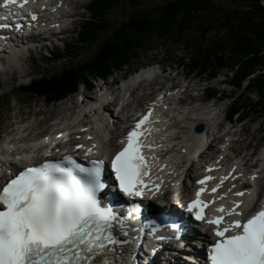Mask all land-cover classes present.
Listing matches in <instances>:
<instances>
[{
	"label": "snow or ice",
	"instance_id": "6c2138e0",
	"mask_svg": "<svg viewBox=\"0 0 264 264\" xmlns=\"http://www.w3.org/2000/svg\"><path fill=\"white\" fill-rule=\"evenodd\" d=\"M26 3L27 0H2L0 7H23ZM151 111L149 108L148 113ZM147 120L146 114L136 122L123 146L111 157L115 181L128 197H143L146 191L160 190L159 184L143 179L149 176L151 157L143 155L142 149L152 145L138 139L142 135L138 130ZM94 148L96 145L85 154ZM88 163L90 167H84L70 156L63 161H44L23 168L0 187V264H96L95 258L112 251L108 245L125 243L112 231L119 218L98 198L105 188L104 161L92 159ZM227 178L221 177V181ZM210 179L206 175L197 183L204 185ZM219 187L216 184L210 191L215 193ZM204 191L203 187L197 189L196 199L187 205L198 221L205 219L204 208L212 203L200 199ZM233 195L242 197L245 193L237 191ZM242 203L235 200L228 209L221 205L216 211L223 215L206 220L216 237L208 250L209 264H264V204L246 219L225 222V215H243ZM173 228L178 232L176 225Z\"/></svg>",
	"mask_w": 264,
	"mask_h": 264
},
{
	"label": "bare ground",
	"instance_id": "6f19581e",
	"mask_svg": "<svg viewBox=\"0 0 264 264\" xmlns=\"http://www.w3.org/2000/svg\"><path fill=\"white\" fill-rule=\"evenodd\" d=\"M73 2L75 1L27 0V3L23 7H19L20 9L15 11L13 17L2 13L0 17L3 20L2 23H9L10 25L0 31L3 34L0 40V54L7 53L5 59H8L6 60L7 63L0 62V69L19 68V62H14L15 59H19V53L25 52L28 47L31 46L30 48H33V46H35V39L42 43L43 36L41 35L46 32H39V30H42L45 25L48 24V21L50 23L48 18L52 17L54 12L56 15H59V13L63 12L65 8L71 4L73 13L75 15L78 14L77 8H79V6L74 5ZM0 3H2V0H0ZM48 7L53 10V13H51L52 11H48ZM23 10H26L27 13H22ZM34 12H36V16L38 15L36 21L39 20V24H37L36 27L30 26V28L25 29V33L21 32V29L19 32L15 33L13 31V19L16 17V19L25 22L31 21L33 23L35 19L28 18L26 14L34 15ZM69 18L70 16L68 19ZM20 32L22 36H19ZM23 34L26 35L23 36ZM44 37L46 38L44 42H46L47 39L51 41V39L53 40L55 38L52 34H48ZM11 62L15 65L12 66ZM160 73L161 71L158 70L156 66L141 68L121 84L123 95L119 96L115 94V92L111 90V87H109V89H107V96L105 95V97L103 96L101 98L99 103L100 106L96 103L98 102L97 96H93L94 98L92 99L91 96L83 93L81 100H79L83 107L79 109L74 120L70 118L72 122L70 126L63 131L62 129H58L54 133L64 132V138H70L66 142V147L68 148L70 147V141H75L74 143L81 142L83 150L86 152L92 145H96V148L90 153L92 155L98 156V154L107 152L111 154L112 150H115L119 146L120 139L124 134L123 131L128 130L135 119H138L151 108L152 111L149 114L148 120L143 124L142 130L147 128V136L145 139L146 142L152 145L151 148H147V150H149L148 152L152 153L150 155V157H152L150 162L153 164L166 162L164 163L165 167L158 172L159 174L157 177L169 176L164 179L167 187L172 185L169 179L173 172L175 173L173 179H176L179 177V169L182 168L181 159L183 160V157L180 155V151H173V149L180 146L179 142H182L183 145L194 147L195 151H198L194 154L195 158H197V155H200V157L193 160V164H186L187 170H185L183 188L178 194L175 195L172 193V195H175L176 199L180 200L191 190H195L197 187L195 183L196 179H199L201 175H209L216 184H220V187L215 193H210V188L213 187L214 184H211L209 187L200 185V187H203L205 192L210 193V195L214 197L216 203L213 210L215 212H217L216 209L221 205H223L225 209H228L232 206L233 201L241 200L243 203L240 210L243 212V218L248 217L249 213H255V211L259 210L260 206L264 204V175L262 172V170H264V155L262 164L249 172L245 161H243V159L230 147L231 142H227V139H225V141H220L222 135L228 136L230 132L227 130V133V131L221 129L223 126L221 122L217 121L219 117L216 116L217 112L214 111V103H204L201 102L202 98H197L191 101L190 104H187L183 99H178V96L175 97V95L181 91L178 85H175L171 90L159 86L152 89V86L157 84V82L154 83L155 81L153 80L156 79L157 74ZM143 84H146V88H142ZM105 88L108 87L106 86ZM124 92L126 93L124 94ZM88 97H90V99ZM86 116L92 118V121L84 122ZM77 120H79L80 126L78 122H76ZM200 123L203 124V129L197 132L195 127ZM110 125L112 126L110 127ZM69 128L72 131H70ZM183 129L186 130L185 133H182ZM13 130L14 129H12L10 133H7L3 140H0L3 141L2 143L0 142V180L3 177L7 178L9 169H20V167H23L26 163H35L46 159L47 157L45 154L49 151L41 147L39 142L28 141L27 136L32 132L31 130L29 133L26 132V129L23 130L20 127L15 129V132ZM144 135L143 133V136ZM43 141L52 142L54 140L47 138ZM213 142L217 144H213ZM215 145L217 146L216 151L214 150ZM163 149L168 151H166L164 156L158 157V155H160L158 151ZM191 154H193V151L188 152V156L185 155L184 159H188ZM195 161H197V163ZM207 167H210L212 171L205 172ZM225 176L228 178L221 181V177ZM155 178L156 176L152 177L151 180H155ZM160 179L163 180V178ZM166 186L163 189L164 192L166 194H171L170 187L166 189ZM174 191L175 190H172V192ZM237 191L244 192L245 195L242 197L234 196L233 193ZM217 197H219V199ZM157 205L161 206L163 204L157 203ZM232 217L235 216H228L227 221L237 219ZM206 231L208 232V237H210L212 235L210 228H206ZM124 245H126V243ZM124 245L114 246L113 249L116 250V253H111L108 260L106 259L104 263L107 264V262H112L117 259H119V264H130L133 259L138 262V256L134 257L132 260L129 255L124 257ZM151 245V242L146 243L147 248H144L142 252L139 253L142 256L141 261H143L145 256L152 254ZM161 246V243L156 245L153 254L155 253L156 256L161 255L162 249L159 248ZM178 257L180 258L177 261H183L185 264L189 261L187 257L186 260L182 259L181 255ZM171 258L175 260L176 256L171 255ZM104 263L97 262L96 264Z\"/></svg>",
	"mask_w": 264,
	"mask_h": 264
},
{
	"label": "rangeland",
	"instance_id": "374dc122",
	"mask_svg": "<svg viewBox=\"0 0 264 264\" xmlns=\"http://www.w3.org/2000/svg\"><path fill=\"white\" fill-rule=\"evenodd\" d=\"M74 1L73 4L79 6V8H77L78 14L72 16L70 20L71 28L66 30L65 34L56 35V42L50 44L45 43L44 38H42V43L34 38L35 46H33V48H30V46L25 52L19 53V59H15L14 61L19 62V68L0 69V140H3L12 129H14L13 131L15 132V129L18 127L26 129L28 133L30 130L38 133L43 128L56 131L65 124L66 119L69 122H71L70 118L74 120L79 109L83 107L79 101L83 93L91 96L92 99L94 98L93 96H97L98 102L96 103L100 106L99 103L101 98L103 96L105 97L108 93L107 89H109V87H111V90H113L115 94L119 96L123 95L121 84H123L125 80H128L134 71L145 66L159 64L163 71L157 74V78L153 80L155 81L154 83L157 82V84L155 86L153 85L152 89L154 87L156 88V86L166 87L170 83H173V85L177 83L185 84L184 82L186 79L183 80L182 77L189 78L190 84L195 85L197 89L191 86L190 89L184 92L186 93L185 103L187 104H190L191 101L197 98L208 100L205 95L209 94L210 89L216 90L218 93L212 100L217 102V108L214 110H218L216 116L219 118L217 121L222 123L223 127L221 129L227 131L230 126L227 120L230 118L231 124L235 128L230 136L232 149H234L235 152L241 156L243 161H245L249 172L260 166V159L263 160L264 155V111L259 109L258 106H253L258 99L256 89L246 86V81H243L242 85L239 87L230 85L233 79L228 75V67H215L214 70L217 74H212L208 71L200 72L196 69L192 70L193 73L190 72V57L188 52L200 48L198 44L199 40L197 39L200 32L199 28H201L199 22L196 23L194 21L191 23L192 29L188 32L186 30L181 39L174 38L173 40L168 38V35H162L163 37L160 38H149L147 42L149 46L147 48L133 50V54H128L129 59L126 64L121 65L119 68L112 67V70H109L104 76L86 74V77H91V80H88L89 82L87 84L80 81L79 85L73 88L74 91L67 95L62 94L63 96L60 95L56 97L52 94L50 95L52 98H44L34 94H32V97L20 94L19 88L28 87L32 81L49 80L51 78L54 80V78H57L70 66L82 64L93 59L101 50L103 51V38L110 35L113 29L120 25L118 23L121 20L127 18L133 11L145 10L153 4L161 3L163 0H115L116 2L111 8L108 4L106 8H103L95 14L98 20V27L92 30L89 35L85 36L86 38H82L83 41L80 42L78 41L79 39H77L78 34L82 28L84 18L89 17L88 7L91 0ZM214 2L217 7H239L244 10H246L249 5V3L243 0H214ZM259 3L262 5L264 2L259 0ZM224 28L225 27L221 25H216L212 30H209V32L205 34V40L202 45L209 46L210 43L208 40H211L214 34L217 35L216 38L224 36L226 34ZM247 33L248 31L246 30L245 34ZM62 38L63 40H61ZM69 38L71 40L66 41ZM221 38L222 40L224 38L227 39L225 47H228V34ZM64 42H66V44H64ZM67 44L73 46L70 47L67 46ZM61 48L65 49V51ZM55 52L57 54L54 56ZM225 53L227 54V52ZM6 56L7 53H1L0 62L7 63L6 60L8 59H5ZM212 60L216 66L215 59ZM11 63L12 66L15 65L13 62ZM223 78H225V82H223ZM106 86L108 88H105ZM205 86H207V89L202 90ZM142 88H146V84H143ZM181 88L182 86L179 87V90H181ZM125 93L126 92H124V94ZM207 97L210 98L209 95ZM88 98L90 99V97ZM202 99L201 102H204ZM210 100L211 99L207 102L208 104L211 103ZM261 103H264V101ZM95 106L98 107L97 105ZM237 106L244 107L239 109L241 115L244 116L241 119L239 118L240 116L236 118L237 114L234 116L232 114L237 109ZM262 106L264 105L262 104ZM85 119H87L86 121H92V118L89 116H86ZM236 119L238 121L241 120V122L234 124L233 121ZM59 124L61 126H59ZM111 126L112 125H110V127ZM185 132L186 130L183 129L182 133ZM222 137L224 136L222 135L221 138ZM225 139H227V136L224 140ZM0 142L2 143L3 141ZM213 144L217 143L213 142ZM216 149L217 146L215 145L214 150L216 151ZM193 160L191 162H193ZM262 172L264 175V170H262ZM125 251L129 252V249ZM152 257L151 255L146 260L143 258V261H141L142 256L140 255L137 263L153 264L154 258Z\"/></svg>",
	"mask_w": 264,
	"mask_h": 264
},
{
	"label": "trees",
	"instance_id": "16d2710c",
	"mask_svg": "<svg viewBox=\"0 0 264 264\" xmlns=\"http://www.w3.org/2000/svg\"><path fill=\"white\" fill-rule=\"evenodd\" d=\"M243 1L249 3L246 10L239 7H217L214 0H163L145 10L133 11L118 23L120 25L115 27L110 35L103 38V51L101 50L93 59L70 66L54 80L51 78L32 81L28 87H20L19 93L31 97L34 94L44 98H52L50 96L52 94L56 97L67 95L74 91L73 88L78 86L80 81L87 84L88 80H91L86 74L104 76L112 70V67L119 68L128 62V54H133V50L147 48L149 38L168 35V38L173 40L181 39L186 30L188 32L192 29L191 23L195 21L199 22L201 27L197 37L200 48L188 52L190 72L193 73L192 70L196 69L200 72L217 74L215 67H228V75L233 79L232 81L229 79L230 85L239 87L243 81H246V86L256 89L258 94L253 106H258L264 111L262 106L264 103H261L264 101V7L259 0ZM115 2V0H91L88 7L89 17L83 20L78 34L79 42L98 27L95 14L106 8L108 4L111 8ZM216 25L225 27L229 40L228 47H225L227 39L221 38L226 34L218 38L214 34L211 40L207 38L209 46L202 45L205 34ZM246 30L247 34H245ZM67 46L73 45L67 44ZM56 54L55 52L54 55ZM212 59H215L216 66ZM217 93L216 90L210 89L208 95L216 96ZM241 108L244 107L237 106L235 112H231L233 116L237 114L240 119L243 118L244 116L239 112Z\"/></svg>",
	"mask_w": 264,
	"mask_h": 264
},
{
	"label": "water",
	"instance_id": "95a60500",
	"mask_svg": "<svg viewBox=\"0 0 264 264\" xmlns=\"http://www.w3.org/2000/svg\"><path fill=\"white\" fill-rule=\"evenodd\" d=\"M263 2H264V0H262ZM262 5H263V7H264V3H262ZM203 129V124H198V125H196V127H195V130L197 131V132H200L201 130Z\"/></svg>",
	"mask_w": 264,
	"mask_h": 264
}]
</instances>
